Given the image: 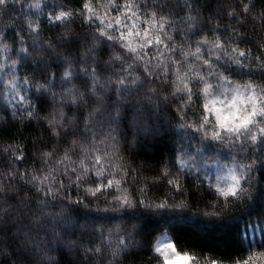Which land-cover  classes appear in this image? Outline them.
<instances>
[{
	"label": "snow or ice",
	"instance_id": "obj_1",
	"mask_svg": "<svg viewBox=\"0 0 264 264\" xmlns=\"http://www.w3.org/2000/svg\"><path fill=\"white\" fill-rule=\"evenodd\" d=\"M0 264H264V0H0Z\"/></svg>",
	"mask_w": 264,
	"mask_h": 264
},
{
	"label": "trees",
	"instance_id": "obj_2",
	"mask_svg": "<svg viewBox=\"0 0 264 264\" xmlns=\"http://www.w3.org/2000/svg\"><path fill=\"white\" fill-rule=\"evenodd\" d=\"M169 216L183 222L179 226L180 250H183L185 246L191 247L195 244L197 249H201L205 252L213 250V255H219L225 252V241L216 234L214 226L205 219L193 216L188 212L173 213L169 214ZM195 225H199L200 227L197 228Z\"/></svg>",
	"mask_w": 264,
	"mask_h": 264
}]
</instances>
